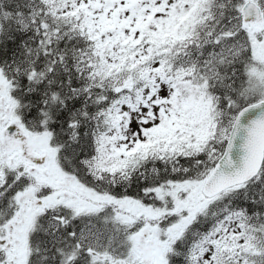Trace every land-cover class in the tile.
<instances>
[{
    "label": "snow or ice",
    "instance_id": "1",
    "mask_svg": "<svg viewBox=\"0 0 264 264\" xmlns=\"http://www.w3.org/2000/svg\"><path fill=\"white\" fill-rule=\"evenodd\" d=\"M0 264H264V0H0Z\"/></svg>",
    "mask_w": 264,
    "mask_h": 264
}]
</instances>
